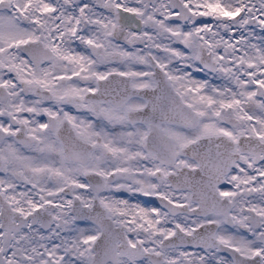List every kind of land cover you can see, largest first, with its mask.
Returning a JSON list of instances; mask_svg holds the SVG:
<instances>
[{"label":"snow or ice","instance_id":"snow-or-ice-1","mask_svg":"<svg viewBox=\"0 0 264 264\" xmlns=\"http://www.w3.org/2000/svg\"><path fill=\"white\" fill-rule=\"evenodd\" d=\"M0 264H264V0H0Z\"/></svg>","mask_w":264,"mask_h":264}]
</instances>
